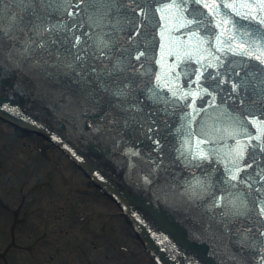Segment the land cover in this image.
<instances>
[{
  "label": "water",
  "instance_id": "1",
  "mask_svg": "<svg viewBox=\"0 0 264 264\" xmlns=\"http://www.w3.org/2000/svg\"><path fill=\"white\" fill-rule=\"evenodd\" d=\"M76 2L0 0V24L10 32L0 33V116L45 133L63 147L99 187L122 204L150 251L164 264H264V240L252 237L255 232H264V24L258 22L264 18V4L253 0L241 16L228 11L223 14L221 22L228 33L240 35L236 42L224 45L212 41L205 49L207 59L200 63L180 66L171 62L167 68L160 67V72L171 71L163 76L170 83L178 79L185 83L195 76L196 84L218 85L211 97L199 96L191 105L194 111L183 120L184 124L192 120L205 127V141L194 139L188 146L178 140L169 147L172 152L163 153L162 135L172 132L174 122L165 116L160 123L154 122L152 104L142 106L140 73L135 64L147 61L148 55L144 52L140 60L139 43L143 39L136 33L137 27L145 25L144 17L135 14L156 2L126 0L115 4L113 13L108 4L106 22L91 25L71 19L72 15L68 19L69 11L75 15L83 11L75 12ZM56 16L57 23L50 28L47 21ZM13 20L16 26L9 29ZM245 24L248 36L240 26ZM93 40L100 43L104 54L112 55L113 64L121 66L101 71L94 85L88 82L89 77L69 72L73 61L66 51L80 52ZM182 40L188 42L187 38ZM183 41L176 39L178 44ZM42 42L48 51L33 50ZM244 54L253 57L244 62L247 66L241 63ZM159 102L154 110L163 112L169 107L168 98L163 104ZM192 127L188 122L187 129ZM186 133L193 137L192 132ZM210 135L214 142L208 139ZM178 145L180 148L174 149ZM218 154L228 161H240L234 169L237 179L227 177L228 171L222 172L227 169L224 166L221 179L214 180L215 186L193 181L194 173L186 170L194 168L198 159L209 166L220 163L214 158ZM193 156L195 161H187ZM176 163L179 170L182 164L185 170L179 172ZM246 164L251 167L246 168ZM177 173L181 185L175 183ZM244 193L257 194L244 198ZM251 214L255 220L247 222ZM230 225L243 227L234 226L231 232ZM195 233L207 242L192 241ZM205 252L213 253V263L202 258L207 256Z\"/></svg>",
  "mask_w": 264,
  "mask_h": 264
},
{
  "label": "rangeland",
  "instance_id": "2",
  "mask_svg": "<svg viewBox=\"0 0 264 264\" xmlns=\"http://www.w3.org/2000/svg\"><path fill=\"white\" fill-rule=\"evenodd\" d=\"M0 264L155 263L78 168L41 135L0 121Z\"/></svg>",
  "mask_w": 264,
  "mask_h": 264
},
{
  "label": "snow or ice",
  "instance_id": "3",
  "mask_svg": "<svg viewBox=\"0 0 264 264\" xmlns=\"http://www.w3.org/2000/svg\"><path fill=\"white\" fill-rule=\"evenodd\" d=\"M22 2L23 3H28V0H22ZM110 2L114 4L115 0H110ZM198 2H199V0H198ZM261 3L264 4V0H261ZM223 7L227 8V7H229V5L227 3H223ZM258 22L261 23V24H264V18H261ZM15 26H16V24H15L14 20L11 21L9 23V25H8L9 29L14 28ZM0 33H2L4 35H10V32H5L3 24H0ZM77 43H79V38L78 37H77ZM74 47H75V45H74ZM141 55H143V53H141ZM76 59L79 60L80 57L77 56ZM137 59H139V57H137ZM257 59H259V58H257ZM262 63H264V61H262ZM93 71H95V69H93ZM198 79H199V77H198ZM235 88H236V86L233 85V91H235ZM185 95H187V93ZM261 151H264V148H262ZM239 155H240V158L243 160L244 159V150L243 149H241V152L239 153ZM245 167L246 168L247 167H251V165L246 164ZM232 179H234V180L237 179V176H233ZM261 213H262V217H264V209H261ZM249 231H250V229H249ZM261 234L264 235V232H262Z\"/></svg>",
  "mask_w": 264,
  "mask_h": 264
}]
</instances>
